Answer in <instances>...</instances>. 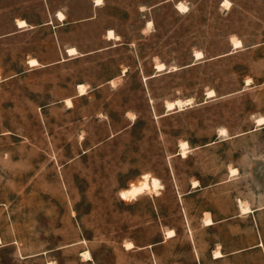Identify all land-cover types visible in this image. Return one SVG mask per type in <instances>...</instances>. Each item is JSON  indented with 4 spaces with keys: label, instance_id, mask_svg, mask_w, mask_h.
I'll use <instances>...</instances> for the list:
<instances>
[{
    "label": "rangeland",
    "instance_id": "obj_1",
    "mask_svg": "<svg viewBox=\"0 0 264 264\" xmlns=\"http://www.w3.org/2000/svg\"><path fill=\"white\" fill-rule=\"evenodd\" d=\"M103 3L0 0V264H264V0Z\"/></svg>",
    "mask_w": 264,
    "mask_h": 264
},
{
    "label": "crops",
    "instance_id": "obj_2",
    "mask_svg": "<svg viewBox=\"0 0 264 264\" xmlns=\"http://www.w3.org/2000/svg\"><path fill=\"white\" fill-rule=\"evenodd\" d=\"M39 2L43 10L40 17H38L37 20L32 21L28 17L23 15L14 16L12 18V25L15 27V29L12 31H25V30L37 29L40 27H46L56 34L60 29L62 30V29L76 27L77 25H80L82 23H86L94 20L97 17V12L103 8V4H104L103 0L100 4L97 5L94 3V0H87V5L85 9L78 10L77 7L75 6L76 0H39ZM58 13H62L63 15L62 19L58 17ZM17 20H24L26 22V26L18 27L16 24ZM108 30H112L114 35H116V32L114 29L110 28V29H106L105 34L102 35V38L103 37L105 38V42L110 44L100 47L99 49L96 50L85 51V52H80L78 45L69 44L64 47V52L68 57H77V56L88 55L95 51L112 48L116 46V44H112L111 41L117 39L108 38L107 37ZM69 47L75 48L76 53L73 55H68L67 48ZM36 60L38 61V59ZM62 60L65 59L62 58L59 61ZM220 257H222V254ZM213 258H219V257H214L213 254Z\"/></svg>",
    "mask_w": 264,
    "mask_h": 264
},
{
    "label": "bare ground",
    "instance_id": "obj_3",
    "mask_svg": "<svg viewBox=\"0 0 264 264\" xmlns=\"http://www.w3.org/2000/svg\"><path fill=\"white\" fill-rule=\"evenodd\" d=\"M100 1L101 0H95L96 4H98ZM179 7H181L180 4H179ZM59 16L61 18L63 16L62 13H59ZM18 25L19 26H25L26 25V22L24 20H18ZM108 33H109V35L111 37H113L111 30H109ZM238 44H239V42H236L235 43V46L238 45ZM67 51H68L69 54H72L75 51V49L74 48H68ZM195 56L200 57L201 56V53L200 52H197V53H195ZM29 62L31 64H36V60L35 59H31V60H29ZM156 68L158 70H162L164 68V65L162 63H159V64L156 65ZM78 87H79L80 91H83V85L82 84L78 85ZM212 95H213V91H209L208 92V96H212ZM189 102H190L189 99H187L185 101L177 100L176 102H170V103H168L166 105V107H167L168 110H170V109L174 108V106L176 104L178 106L183 107L184 105L188 104ZM69 103H70V101H69ZM256 124L257 125L264 124V117H259L256 120ZM219 134L220 135L225 134V129H223V128L220 129ZM186 145H187L186 142H182L181 143L182 152H184ZM231 171L234 172L235 169H231ZM195 184L196 183H194V185ZM157 186H159V181H158L157 178H151L150 183H148L147 182V175H145V180H143L138 185H132V186H130L129 189L121 191V195H122V197H127L128 195L136 196L137 194H139V193H141V192H143L145 190H148L149 188H154L155 189ZM241 210H242V212H246L247 210H249V208L248 207H245V206H241ZM206 222H207V224H211V221L209 219H207ZM84 254L87 255V252H85ZM88 256H89V254H88ZM219 256H221V254L218 251H215L214 252V257H219Z\"/></svg>",
    "mask_w": 264,
    "mask_h": 264
}]
</instances>
